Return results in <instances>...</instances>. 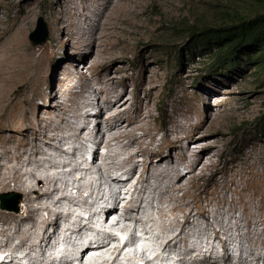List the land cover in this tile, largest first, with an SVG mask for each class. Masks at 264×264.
Segmentation results:
<instances>
[{
	"label": "rangeland",
	"instance_id": "374dc122",
	"mask_svg": "<svg viewBox=\"0 0 264 264\" xmlns=\"http://www.w3.org/2000/svg\"><path fill=\"white\" fill-rule=\"evenodd\" d=\"M259 12H264V0H0V68L6 66L8 74L11 72L7 88L10 104H0V181L18 170L32 169L36 176L65 187V195L77 196V206L63 202L72 212L69 220H58V233L63 230L68 235L66 227H72L77 216H85L91 229L99 224L100 232L111 228L120 232L131 226L147 230L154 224L158 227L157 243L165 239L161 233L164 227L170 235L177 232L173 221L183 220L187 212L200 218L203 211L210 222L222 218L226 231L230 225L244 228L247 217L264 218L263 71L248 63L244 47L237 51L233 65L216 68L211 53L192 48L194 37H190L191 29L218 28L231 16L249 19ZM38 16L43 17L48 36L44 43L33 44L28 35ZM15 37L24 39L27 50L15 54L7 49L5 42ZM88 104H95L88 127L75 139L70 126L82 125ZM58 115H63L64 121L55 128L58 120L51 118ZM109 122L114 124L111 129ZM123 132L130 134L113 139ZM33 133L45 136L35 141L37 148L29 154L31 163L9 159L21 150L14 147L16 140H32ZM52 136L62 139L59 148H50ZM71 146L75 156L62 154L51 160L55 153L67 148L72 151ZM93 146L97 157L87 162ZM42 150H47L43 157ZM63 162L68 166H60ZM75 165L78 168L73 171ZM120 165L117 169L124 177L111 175ZM168 165L172 169L166 172ZM127 173L130 181L121 185ZM24 180L26 184L37 182L28 174ZM78 186L100 191L105 199L98 200L96 193L88 194V190L76 193ZM134 187L143 189V208L126 212L124 205ZM117 190L122 200L111 211L120 209L121 216L115 221L107 216L106 221L101 211L88 219L89 204L81 201L93 207L108 200L112 207ZM7 191L20 195L18 211L12 212L21 211L22 190L9 182L7 190L0 193ZM63 192L50 197L56 199ZM40 202L51 204L46 197ZM231 214L241 219L231 220ZM47 215L44 209L34 213L36 219ZM139 217L145 221L137 223ZM200 230L209 236L190 232L192 254L202 257L211 250L220 251L221 243L211 238L212 231L203 225ZM250 231H238L228 246L236 257L239 249L247 255L256 238L264 240V223ZM130 232L132 235V229ZM148 233L146 236L154 237L155 231ZM87 234L93 235H83ZM11 236L8 229L0 233V252L11 250L18 242H7ZM248 236L252 240H247ZM56 242L44 256L58 257L74 246L62 235ZM38 249L28 251L34 255ZM171 252L173 260L159 261L178 264L177 253ZM259 252L258 264H263V246ZM132 259L123 258L121 263H135ZM246 264H256V260L248 257Z\"/></svg>",
	"mask_w": 264,
	"mask_h": 264
},
{
	"label": "bare ground",
	"instance_id": "6f19581e",
	"mask_svg": "<svg viewBox=\"0 0 264 264\" xmlns=\"http://www.w3.org/2000/svg\"><path fill=\"white\" fill-rule=\"evenodd\" d=\"M1 37H2V35L0 34V38ZM15 38L16 39L11 38V39H9V41L5 42V44L7 45L6 46L7 49L10 51H14L15 54L17 51L27 50V46L25 45L24 39L22 37L21 38L18 37V39H17V37H15ZM9 66H10V64H9ZM10 68H11V66H10ZM8 69L9 68H7L6 66H2L0 68V104L3 107L9 106V104H10L7 88H8V81L11 77V72H10V74H8ZM94 107H95V104H88V108L86 109L84 114H82V121L80 120L82 122V125H80V126L71 125L70 126V129L72 130V133H73V138L76 139V138L80 137L81 134L87 129L88 124H89V118L91 116V110ZM25 113L26 112H24V114H22V115H25ZM76 118L78 119V115ZM52 119L58 120L56 122L58 124V126L57 125L55 126V128H58L60 123L64 121V116L58 115L57 117H55V116L52 117L51 120ZM109 124H110L109 126L111 129L114 124L111 122H109ZM96 125H97V122L94 124V126H96ZM123 131H125V130H123ZM107 132H109V131L107 130ZM128 132H130V131H128ZM125 133L124 132L120 133L117 136H115L113 139L119 140L121 138H125V137L127 138L128 134H130V133H128L127 135ZM44 136L45 135L42 136V135H39L38 133H33L32 134V140H28L26 138H20V139L16 140L17 143L15 142L16 145H14V147L16 148L17 146H20L21 150L18 153H16L15 155H13L12 157H9V159L13 158L15 160H18L19 162H22V161L26 162L27 165H29L31 163V161L29 160V154L34 153L36 148H37V146L35 145V141L41 139ZM52 139H53V141H52L53 144L50 146V148H55V149L59 148L60 142L62 139L59 137H55V136H52ZM86 139H87V137L85 138V140ZM1 144H2V141H1ZM67 149L62 150L59 153H55L53 156H51V160L59 158L60 155H62V154H66V155L68 154L67 156H69V155L75 156L76 152L73 151L74 148L72 146H71L72 151H69ZM94 149H95V147L93 146V149L90 150V152L92 154V159L93 158L96 159V157H97V155L95 154L96 152H94ZM6 151H8V150H6ZM87 152H88V149H87ZM46 153H47V150H42L41 156L43 157L44 155H46ZM148 154L150 155V153H147V155ZM152 157H156V155H154V156L152 155ZM84 158H85V154H84ZM130 158H132V157H130ZM92 159H91V161H92ZM0 160H1V157H0ZM85 160H86V158H85ZM124 160H126V159H124ZM124 160H123V162H124ZM152 160H154V159H152ZM152 160L150 159L149 163L156 166V163H153ZM91 161H89V162H91ZM1 166H3V164H0V167ZM60 166H68V163L63 162L62 164H60ZM119 167H121V165L116 167V169L117 168L120 169ZM76 168H78L77 165H75L72 168V170L76 171ZM122 168H124V167H122ZM169 168H170V166L168 165L166 172H167V170H169ZM170 169H172V168H170ZM34 170H39V169L34 168ZM104 172L106 173L107 177L109 176L111 178L109 171H108V167L104 168ZM155 172H152L153 176L154 175H161L160 173L155 174ZM26 174H28L30 178L35 179L37 181L36 184H34V183L26 184L27 182L24 180V175H26ZM37 177L38 176H36L35 172L32 169H30V170L25 171V172H20L18 170L13 175H11V177L3 176L1 178V181H0V190L1 191L7 190L8 186H9V182H13L14 186L18 190H20V191L22 190V193L24 194V197H23L24 199H23V205H22L21 211H19V212H12L13 210L7 211V212L0 211V213H2V217H3V218L0 217V219L2 220V222H0V223H2V226H0V233H3L5 231V229H8L12 232V236L10 238H8L7 242H9L13 239H18V242L14 244V247L11 248V250H8L9 248L7 249V251L5 250L7 252V253H5L4 258H3L5 260V262L2 261V262H0V264L1 263H3V264L4 263H10L12 261V258L15 257L14 252L18 249L26 250L24 252V255H23V261H21L20 264H55V261H57V259H59V261H57V262H59V264H69L70 262L67 259V257L69 256L68 254L74 253L77 256L78 255L83 256V254L85 252H87L88 249H92V248H87L88 245L90 246L92 243V242H88L87 246L84 248V250L78 252V249H79L78 247H80L79 244L81 243V240L83 239V234H85V232L93 233L94 237H96L99 240L98 248H104V250L107 252L106 257L103 258L104 260H102L100 262L101 264H122L121 262H117L120 258H125V259L131 258L132 259V256L135 260V263L133 261L131 264H144V263L145 264H156L154 262L146 261L142 255H134V254L132 255V252L134 250L136 253V250L141 249V248H147L148 250H150L151 248H148V247L153 246L154 243H157V242H155L156 239L153 236H144V237L140 238L139 241H137L136 239H134V240L130 239L128 242L130 245H132V246L134 245V247L133 248H127V247L125 248V244L127 242H124V238H123L124 236L122 234H119V233L115 234L113 232L114 229H112V228H111V230H108L106 228V231L108 230L107 232H104V231L100 232V229L102 230V228H99V224H98V226H94V229H91L90 226H88V224H87L85 216L84 217L77 216V219H75L72 223V227L71 226L66 227V229L69 231V235L66 234L63 230L60 233H58L57 229L60 228V226L58 225V220H61V219L69 220V218L72 215V212L68 209L66 210V208L63 206V202L67 201V203H70L73 206H77L78 202L80 200H77L76 198H78V197L77 196L74 197V196H72V194L65 195L64 194L65 187L62 189L61 187L56 186L54 183L51 182L52 180L48 181V178H46V177L45 178L41 177V176L38 178ZM129 178H130V175L128 174L124 179H122L120 181L121 185H124V183L130 181ZM137 183L139 184V181ZM36 188H38V189H36ZM84 188L85 187H83V186L76 187V193L81 192V191L83 192L84 190H88V194H93V193L95 194L96 193V196L99 197L98 200H101L105 197V195L101 194L100 191H97V190L95 191L91 188L90 189H88V188L84 189ZM178 188L179 187H177V190H178ZM119 190L113 192L114 193V197H113L114 198L113 199L114 205L112 207L110 206L111 204L110 205L107 204L105 206V208H108L107 211L108 212L110 211V213L113 212L111 210H113L114 207L119 205V202L122 200L120 197L121 191H119ZM60 192L61 193L63 192V194L59 195L56 199H51L50 195L52 193H60ZM141 192H143L142 188L137 189L134 187V189L131 191V197L129 199H127V202L124 205L126 212L127 211H137L138 212L139 210H141L143 208L142 202L144 199L140 195ZM43 197H46L48 200L50 199L51 204H46V202L45 203L40 202V199ZM36 202H37V204H35ZM81 202H83L85 205L89 204V206H87L89 208L88 209V212H89L88 219L92 215L94 216V215L98 214L99 212L104 211V210H102L103 207L99 206L98 204H96V206L93 205V207H95V208H93L92 203L90 204V203L86 202V200H82ZM55 206L60 207L61 209L54 210L53 208ZM40 209H44V210L48 211V215L44 216L40 219H36L34 217V213L38 212V210H40ZM6 210H8V209H6ZM217 210H218L217 212H220V208H218ZM16 211H18V210H16ZM247 211H249V210H247ZM116 212H117V210H115L113 213H116ZM200 215H201L200 218H198V217L193 216L190 212H187L186 215L184 216L183 220L173 221L175 223L172 225H174V228L177 230V232H175L174 234L170 235L169 230H167V228L164 227L161 230V233L163 235H165V239H164V241L160 247V252H158L154 258H159L161 260L167 259V258H164L163 255H161V253L168 252V254L170 256H172L171 251H175L177 253L176 262L178 264H246V258H248V257H252L254 260H256V264L259 263V260H260L259 248H260V246L264 247V240L263 239L260 242L258 241L259 240L258 238L253 240L252 241L253 249L245 256H244L243 249H239L237 257H236L233 254V252H231L229 250L228 246L230 244H233V242L235 241L234 237L238 231L246 228V230L248 229V231L251 232L250 230L253 229L255 227V225H257L258 223H260V224L264 223V218H259L257 220H253L252 217H249V218L247 217V219H245L246 222L244 224L245 225L244 228L242 225L236 224L235 226H232V225L228 226V231H226V229L223 226L222 218L215 217L214 221L210 222L209 217H206L204 215L203 211L201 212ZM98 216H99V214H98ZM125 218L132 219L131 216H126V215H125ZM230 218H231V220H232V218H234L236 221H239L241 219V218L236 217L234 214H231ZM143 219L139 217V219H135V220L137 223H142L145 221ZM104 220L107 221V216L104 218ZM113 220L115 221V219H113ZM3 225H5L6 228H4ZM201 225L204 226V229H210L212 231L211 238H216L220 241V243H221V250L220 251L219 250H215V251L211 250V251H209L208 254H206L205 256H202V257H199L198 255L192 254L193 253V247H191L189 245V234H190V232L197 230V231H200L199 232L200 234L205 235V236H209L208 232L206 233V232L200 230ZM142 226H143V224L141 225V227ZM122 229H123V232H125L124 233L125 235L127 234V232H130V227L128 230L126 229V227H122ZM142 229H146V227H142ZM116 232H118V230H116ZM161 233H160V235H161ZM260 234L262 236L263 233L260 232ZM59 235H62L64 240L75 237V240L73 239L74 242H71V243H73L74 246L72 245L73 247L69 249V251H68L69 253H67V254H64V251H63V253L61 252L60 254H62V255H59L60 256V257L58 256L59 258L57 256H53V255L52 256H47V255L44 256V251L48 248H51L55 243H57L56 241L58 240ZM150 235H152V234H150ZM160 235L158 234V237L162 236V235L161 236ZM45 237H46V239H45ZM247 238L252 240L251 236L246 237V239ZM115 241H118V244L116 246L115 245L109 246L110 243H113ZM146 241H147V243H146ZM122 242H124V243H122ZM178 243H181V246H179ZM0 244H1V241H0ZM257 244H259V245L257 246ZM10 247H12V246H10ZM35 247H39L37 254H34V255L30 254L29 251L33 250V248H35ZM261 250H262V248H261ZM12 252H13V254H12ZM125 253H128V254H125ZM213 257H214V260L211 259ZM108 258H111V259H108ZM170 258L171 259H169V260H173L172 257H170ZM106 259H108V260H106ZM81 260H82V257H81L80 261ZM96 263H98V262L94 261V263H91V264H96ZM100 263H98V264H100ZM159 264H162V262L159 261ZM164 264H172V262H170V261L164 262Z\"/></svg>",
	"mask_w": 264,
	"mask_h": 264
},
{
	"label": "trees",
	"instance_id": "16d2710c",
	"mask_svg": "<svg viewBox=\"0 0 264 264\" xmlns=\"http://www.w3.org/2000/svg\"><path fill=\"white\" fill-rule=\"evenodd\" d=\"M190 37H194L192 48L211 53L216 68L235 63L237 51L244 47L243 55L248 63L261 68L264 74V12L249 19L231 16L218 28L208 27L199 32L191 29Z\"/></svg>",
	"mask_w": 264,
	"mask_h": 264
},
{
	"label": "clouds",
	"instance_id": "9594fccd",
	"mask_svg": "<svg viewBox=\"0 0 264 264\" xmlns=\"http://www.w3.org/2000/svg\"><path fill=\"white\" fill-rule=\"evenodd\" d=\"M91 159H92V154H91V152H88L87 157H86V161L89 162V161H91ZM111 175L117 176L119 178H123L124 177V174L119 173L118 170H111ZM113 190H115V189H113ZM84 194H85V192H84ZM106 199H108V196H107ZM110 203H111V201H108V200L100 202V206L104 208V211L102 212L101 217L105 218L106 216H108V218L110 217L112 219H118V217H120L121 214H122L120 209H118V211L116 213H110V211L108 212L107 210H105V206L107 204H110ZM164 211L170 216L169 212H167L166 209H164ZM93 223L95 224V222H93ZM157 228L158 227H155L154 224H152L151 227H149L147 230H142L141 228H135L134 226H131L130 227V231L132 229V236L130 235V232H127V234L125 235L123 233L122 228L119 230L120 232H118V233L122 234L124 236L123 237L124 238V242H127L125 244V248L126 247L127 248H133L134 245L133 246L130 245L128 241L130 239H132V240L136 239L137 241H139V239L144 237V236H146L148 234V232L155 231L154 238L156 239L155 242H157L158 238L155 237V235H157V232H158ZM114 233L117 234V232H114ZM69 240H70V242H74L73 238H70ZM81 242H83V244L80 247H78L79 248L78 252L83 251L84 248L87 246L88 242H92V243H91L90 246L88 245L87 248H92V249H88L87 252H85L83 254V256H81V255L77 256L76 254L73 253L70 257H67V259L70 262L69 264H78V263H81V262H82V264H88V263H94V261L95 262L97 261L98 263H100L102 260H104L103 258L106 257L107 252L104 250V248H98L99 240L96 239L94 237V235H90V234L83 235V239L81 240ZM124 242H122V243H124ZM60 243H58V244H60ZM146 243H147V241H146ZM58 244H56V245L58 246ZM117 244H118V242L115 241V243L114 242L110 243L109 246H114V245H117ZM161 245H162V242H160V240H159L158 243H154L153 246H149L148 247V248H151L150 250H148L147 248H141V249L136 250V255H142L145 258L146 261L154 262L156 264H159V260H158L159 258H154V257H155V255L158 252H160ZM201 249H204V248L201 247ZM138 251L140 253H138ZM24 252H25V250H23V249L16 250L14 252V256L15 257L12 258V261L10 263H4V264H20L21 261H23ZM5 253H6L5 250H2L0 252V262L4 261L3 258H4ZM161 255H163V257L167 258V259L172 257V256H170L168 254V252L161 253ZM81 257H82V260L80 261ZM108 259H111V258H108ZM108 259H106V260H108ZM121 259H123V258H120L117 262H121ZM72 260H73V262H72ZM98 263H96V264H98ZM162 264H164V262H162Z\"/></svg>",
	"mask_w": 264,
	"mask_h": 264
},
{
	"label": "water",
	"instance_id": "95a60500",
	"mask_svg": "<svg viewBox=\"0 0 264 264\" xmlns=\"http://www.w3.org/2000/svg\"><path fill=\"white\" fill-rule=\"evenodd\" d=\"M48 31L43 17L38 16L35 28L29 33L28 37L33 44H42L47 40ZM20 195L15 191L0 193V208L8 210H17Z\"/></svg>",
	"mask_w": 264,
	"mask_h": 264
}]
</instances>
